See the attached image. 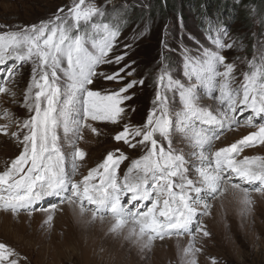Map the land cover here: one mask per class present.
<instances>
[{
  "label": "snow or ice",
  "instance_id": "obj_1",
  "mask_svg": "<svg viewBox=\"0 0 264 264\" xmlns=\"http://www.w3.org/2000/svg\"><path fill=\"white\" fill-rule=\"evenodd\" d=\"M106 8L95 0H71L38 23L0 25V65L12 61L6 76L0 75V93L15 96L7 82L31 64L23 100L29 115L11 133L22 150L0 171V210L14 217L44 212L41 227L50 232L59 205L75 206L80 218L90 214L87 224L110 219L109 232L115 235L127 228L125 238L133 239L141 251L150 250L157 239L187 235L191 239L182 250V264H197L201 249L195 247L196 237L210 236L202 221L211 214L209 200L230 188L248 209L253 192L264 195V156L237 158L245 148L264 145V123L255 122L257 117L264 119V41L251 59L244 58L247 70L239 82L236 61L222 54L232 44L216 37L211 40L214 47H202L196 54L184 49V79L163 67L146 121L124 123L113 136L115 142L139 148L143 154L132 159L121 175L129 156L116 148L76 180L78 161L86 157L78 147L83 130L99 134L91 122L120 124L127 115L129 91L145 82L130 80L103 93L94 90L98 78L121 82L133 75L126 63L111 73L98 71L104 65H121L128 55L113 52L123 18L117 14L107 22ZM205 97L218 106L203 105ZM245 112L246 126L255 130L213 150L225 130L240 124L237 114ZM3 115L11 114L6 110ZM7 128L0 125V133L8 135ZM177 137L183 147L176 146ZM49 198L57 202L39 207ZM19 260L15 249L0 242V264Z\"/></svg>",
  "mask_w": 264,
  "mask_h": 264
},
{
  "label": "rangeland",
  "instance_id": "obj_2",
  "mask_svg": "<svg viewBox=\"0 0 264 264\" xmlns=\"http://www.w3.org/2000/svg\"><path fill=\"white\" fill-rule=\"evenodd\" d=\"M70 2L0 0V25L14 27L38 23ZM95 3L101 7L107 5V22L117 14L123 18L113 52L115 55L128 52L121 65H104L98 71L111 73L126 63L131 66L129 70L133 75L121 82L98 78L94 90L103 93L119 89L130 80L143 79L145 82L129 91L131 99L125 102L127 115L120 124L91 122L99 134L88 128L83 130L78 147L86 152V157L84 161H78L80 167L76 180L82 179L102 162L107 152L116 148L129 156V160L121 165V175L132 159L143 154L139 148L133 150L122 142H115L113 136L122 130L124 123L142 125L146 121L156 95V79L163 67H169L175 78L184 79V49L196 54L202 47H214L211 44L213 38H222L225 44L233 45L231 50L226 49L222 54L229 61H236L239 82L242 79L240 74L247 70L244 58L251 59L254 49L260 47L259 42L264 41V0L259 8L251 0H205L199 6L192 4L181 9L178 6L180 10L170 8L164 15L149 12L155 5L153 0H95ZM82 31L92 33L89 27H83ZM125 45L131 47L125 49ZM11 64L10 60L0 65V75L6 76V69ZM30 79L31 64H26L7 82V88L15 96L0 93V125L8 126V135L0 133V171L5 170L22 150L11 133L17 131L18 121L28 118L23 100ZM201 103L218 106V102L209 97ZM6 110L11 114L8 117L3 115ZM248 115V112L238 113L240 124L225 130L215 141L213 150L254 131L245 124ZM255 122L264 123V119L257 117ZM176 146H184L179 137ZM244 156H264V145L245 148L237 158L243 159ZM228 191L232 192L228 196L224 193L209 200L211 214L203 216L202 221L210 236L198 234L196 237L195 247L201 249L196 253L197 264H213V258L216 264H264V195L253 192V204L245 209L239 202V194L230 188ZM56 202L55 198H49L41 201L39 207H50ZM46 215L36 211L31 215L21 212L14 217L11 212L0 210V242L19 253V264H182V250L191 239L187 235L163 241L157 239L150 250L141 251L133 239L125 238L127 228L120 235L109 232L110 219L87 224L84 221L90 218V214L80 218L75 206L61 204L54 213L49 232L46 227H41Z\"/></svg>",
  "mask_w": 264,
  "mask_h": 264
},
{
  "label": "trees",
  "instance_id": "obj_3",
  "mask_svg": "<svg viewBox=\"0 0 264 264\" xmlns=\"http://www.w3.org/2000/svg\"><path fill=\"white\" fill-rule=\"evenodd\" d=\"M252 2L256 3V6L259 8V4L261 5L262 0H251ZM154 4L151 9H149V12L156 13V14H161L164 15L166 14L169 9L171 10L176 9L180 10L186 5H200L201 2H205V0H153ZM180 9H179V7ZM263 7V5H262ZM194 8V7H193ZM149 12L147 14H149Z\"/></svg>",
  "mask_w": 264,
  "mask_h": 264
},
{
  "label": "bare ground",
  "instance_id": "obj_4",
  "mask_svg": "<svg viewBox=\"0 0 264 264\" xmlns=\"http://www.w3.org/2000/svg\"><path fill=\"white\" fill-rule=\"evenodd\" d=\"M101 140H102V138H101ZM98 142H99V141H98ZM228 193H229V191H226V192H225V195H227ZM231 193H232V192H230L229 194H231ZM229 194H228V195H229ZM228 195H227V196H228ZM230 196H231V195H230Z\"/></svg>",
  "mask_w": 264,
  "mask_h": 264
}]
</instances>
